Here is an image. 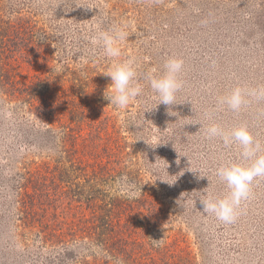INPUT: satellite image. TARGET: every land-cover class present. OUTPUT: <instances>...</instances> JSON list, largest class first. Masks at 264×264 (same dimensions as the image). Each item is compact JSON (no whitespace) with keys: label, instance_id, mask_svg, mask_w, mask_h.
Masks as SVG:
<instances>
[{"label":"rangeland","instance_id":"obj_1","mask_svg":"<svg viewBox=\"0 0 264 264\" xmlns=\"http://www.w3.org/2000/svg\"><path fill=\"white\" fill-rule=\"evenodd\" d=\"M9 1L24 11L28 7L52 37L56 59L61 62L66 59L77 68L92 64L104 74L112 60L104 56L102 44L94 42L95 38L100 32L111 34L116 28L128 33L125 40L118 42L121 56L116 60H135L137 78L144 85L143 96L122 110L104 99L105 91L97 95L96 101L107 106L106 112L113 116L116 130L119 128L120 135L127 138L124 158L131 156L128 162L135 163L134 170L169 215L163 225V236L171 243V250L162 263L264 264V178L254 181L233 222L225 223L205 213L200 201L209 179L210 191L218 197L225 194L224 184L213 174L221 162L248 163L238 159L241 151L238 146L226 148L217 139H206L202 124L215 122L225 129L246 125L264 143V97H247L248 102L239 112H233L227 105L217 107L218 99L237 85L257 92L264 88V28L256 24L254 4L248 3L249 0H231L230 6L218 7L201 20L186 17L191 12L185 4L174 18L168 21L161 18L158 25L150 28L147 24L146 28L131 20V13H127L128 19L118 16L116 9L121 6L125 9L126 0L119 4L117 0ZM19 56L22 57L16 58L13 65L24 80L43 72L35 64L37 59ZM170 57L184 61L183 87L176 96V104L158 105L147 77L162 74ZM104 76V85L109 86L111 78ZM10 107L11 104L0 102V264H59L53 262V254L48 251L37 256L27 250L23 240L28 242L25 235L30 233L19 220L21 214L16 205L19 199L14 194L21 179L33 175L37 169L35 181L45 184L40 187L39 196L46 200L49 196L54 200L69 196L71 182L63 183L59 174L50 170L63 165L70 167L73 163L69 158L87 167L94 162L98 147L89 138L83 140L84 149L77 145L73 153L67 150L61 154L56 148L39 149L38 141L32 138L34 132L28 130L35 124L31 117L24 111L11 115ZM206 113L212 115V120L206 118ZM197 171L209 179L200 177ZM31 182L29 188L34 184ZM111 183L106 188H111V193H122V187L129 184L124 175ZM66 190L67 195L63 194ZM65 199L70 220L77 221L83 215L90 217L85 202L78 205L70 197ZM78 237L77 245L84 248L79 242L83 237ZM80 254L83 257L84 251ZM68 260L65 264H74Z\"/></svg>","mask_w":264,"mask_h":264},{"label":"trees","instance_id":"obj_2","mask_svg":"<svg viewBox=\"0 0 264 264\" xmlns=\"http://www.w3.org/2000/svg\"><path fill=\"white\" fill-rule=\"evenodd\" d=\"M121 1L117 0V4ZM230 2L126 0L125 9L121 6L116 11L125 19L129 16L127 13H131L130 18L137 25L147 28L149 24L151 28L158 25L161 18L167 21L174 18L185 4L191 12V16L186 17L201 20L218 7L230 6ZM248 3L254 4L252 13L256 24L264 28V0ZM15 5L9 0H0V102L11 104V115L24 111L31 117L35 124L28 130L34 132L32 138L38 141L39 149L56 148L61 154L67 150L73 153L77 145L84 149L83 140L89 138L98 147L94 162L87 167L69 158L73 163L70 167L63 165L50 170H55L63 183L71 182L69 196H58L55 200L39 196L37 193L45 184L35 181L37 169L33 170V175L30 173L21 179L14 196L19 199L16 201L21 214L19 220L30 233L25 235L28 242L23 240L27 250L37 256L48 251L53 254V262L59 264H65L68 259L74 264H163L162 260L171 250V243L163 236V225L169 215L161 200L150 192V186L144 184L140 173L134 170L135 163L128 162L131 156L124 158L127 138L120 135L119 128L116 130L113 116L106 112L107 106L96 101L105 86L108 88L103 82L106 77L92 64L77 68L66 59V62L56 59L52 37L39 25L35 14L28 7L24 11ZM22 54L27 55V59H37L35 64L43 72L24 80L13 65ZM122 175L129 184L141 189L138 197L129 199L120 192L111 193V188L106 189L107 184L111 185ZM30 181L34 183L31 188L35 192L28 186ZM63 194L67 195V190ZM68 197L78 205L85 202L90 217L78 218V215L77 221L70 220V210L64 203ZM78 235L83 237L79 242L84 248L77 245ZM156 239L160 242L154 243ZM88 256L94 260L90 261Z\"/></svg>","mask_w":264,"mask_h":264},{"label":"clouds","instance_id":"obj_3","mask_svg":"<svg viewBox=\"0 0 264 264\" xmlns=\"http://www.w3.org/2000/svg\"><path fill=\"white\" fill-rule=\"evenodd\" d=\"M127 37L128 33L121 28H116L111 34L98 33L94 41L102 44L104 56L112 60L104 73L111 78V84L105 90L104 99L110 101V105L117 110L126 109L130 104L139 100L144 93V85L137 78L135 60L132 58L123 61L116 60L121 56V49L117 46L118 42ZM163 67L162 74L148 75L147 84L154 98L158 100V105L176 104V96L183 87L181 76L184 71V61L181 58L170 57ZM156 71L153 70V73ZM249 96L264 97V88L257 92L255 89L237 85L227 95L218 99L217 107L223 108L227 105L233 112H239L248 102L247 97ZM205 116L212 120L210 113H206ZM202 128L206 139H217L226 148H231L233 145L238 146L241 149L238 159L248 161L246 164L221 162L215 168L213 174L225 186V194L222 197L216 196L213 191L209 190L212 187V181L207 175L202 176L197 171L200 177H207L210 181L200 197L203 211L214 215L220 221L230 223L236 218L241 202L249 197L254 181L257 178H264V143L257 140L246 125L225 129L221 124L212 122L208 125L202 124ZM121 191L127 198L133 199L140 195L141 189L134 184H127L122 187ZM159 242L160 240H154V243Z\"/></svg>","mask_w":264,"mask_h":264}]
</instances>
